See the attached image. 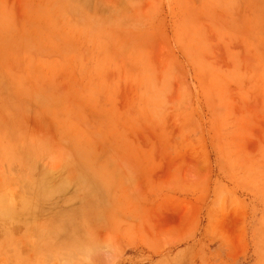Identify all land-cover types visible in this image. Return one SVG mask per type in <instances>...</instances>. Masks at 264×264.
I'll return each instance as SVG.
<instances>
[{"label": "rangeland", "instance_id": "374dc122", "mask_svg": "<svg viewBox=\"0 0 264 264\" xmlns=\"http://www.w3.org/2000/svg\"><path fill=\"white\" fill-rule=\"evenodd\" d=\"M0 264H264V0H0Z\"/></svg>", "mask_w": 264, "mask_h": 264}, {"label": "bare ground", "instance_id": "6f19581e", "mask_svg": "<svg viewBox=\"0 0 264 264\" xmlns=\"http://www.w3.org/2000/svg\"><path fill=\"white\" fill-rule=\"evenodd\" d=\"M19 226V225H18Z\"/></svg>", "mask_w": 264, "mask_h": 264}]
</instances>
